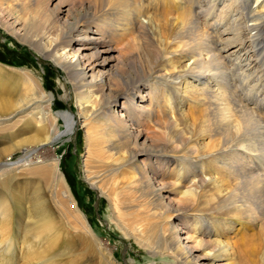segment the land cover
I'll use <instances>...</instances> for the list:
<instances>
[{
	"label": "bare ground",
	"instance_id": "obj_1",
	"mask_svg": "<svg viewBox=\"0 0 264 264\" xmlns=\"http://www.w3.org/2000/svg\"><path fill=\"white\" fill-rule=\"evenodd\" d=\"M163 3L0 0V27L64 70L63 98L77 107L55 110L42 78L0 61V138L15 137L0 150V174L16 169L0 177L1 244L13 257L0 264H62L68 254V264H123L72 196L61 160L32 162L76 126L84 178L151 264H264V0ZM7 190L23 237L11 232Z\"/></svg>",
	"mask_w": 264,
	"mask_h": 264
},
{
	"label": "rangeland",
	"instance_id": "obj_2",
	"mask_svg": "<svg viewBox=\"0 0 264 264\" xmlns=\"http://www.w3.org/2000/svg\"><path fill=\"white\" fill-rule=\"evenodd\" d=\"M160 1H162V3L167 2V0H153V6H161ZM200 6V3L199 5L196 4V8L194 7V11L196 9L199 10ZM4 31L5 30L0 27V60L13 66L15 65L18 67L30 68L40 78H42L41 80L42 82H44L46 89L49 92H54L56 95L53 101L55 110L64 111L70 110V108L73 107L75 111L77 108L75 97L72 96L69 100L63 98L65 94L64 84L66 83V74L64 70L50 59L39 56L36 51L22 44L20 41L15 40L6 31ZM260 46L262 47V50L264 48V44ZM235 59L236 57L234 59L233 57L231 58L232 61L234 60V65H232L234 68H237L241 71L242 69H247L245 67L246 64L243 65V63L245 62H243L239 58L236 59V61ZM258 61V63L263 64L264 66V57L258 58ZM260 77L262 78V82L264 83V75ZM262 89L264 91V86ZM249 104L251 106L254 105V107H259L257 105L258 100H254L253 97H250ZM262 112L264 114V110ZM4 137V139L0 138V150L5 146L10 145L11 141L15 139V137L12 136ZM16 138H18V136ZM85 152L86 138L84 127L82 126V128L80 129L78 128V126H76L71 136L63 137L62 139L57 140L54 144L39 150V154H35L33 156L32 162L34 161L36 163L34 166H40L42 165L41 162H39L40 159H44L46 161L57 159L61 160V167L67 174L68 182L72 191V196L78 200V205L81 206L83 210L88 214L90 222L93 225L96 233L101 237V240L104 242V244L108 245L110 249L117 255L120 262H123V264H126L128 262H130L131 264L153 263V256L150 254L149 250L145 249L144 251H141L137 242H135L133 238L124 235L119 227L115 224V222L110 219L108 215L110 210L109 201L105 196L99 195L96 190L91 188L87 180L84 178V170L82 166L84 162ZM20 155L21 154L19 152H16L13 159H18ZM6 170L7 172L0 174L1 178H3L7 173H11L12 171L14 172L16 169ZM33 178L38 181L40 180L37 176H33ZM1 181L0 184L2 183ZM6 194L10 198V202L13 205V211L11 214L12 217L10 222V229L12 228L11 232H14L15 235H18V237H23L25 233V231L23 230L25 229L23 225L26 222L24 220L21 221V225L19 227L20 232H17V219L19 216L17 212L18 210L15 208L16 203L8 190L6 191ZM29 202L30 201H28L27 204ZM52 204L53 203L51 202V205ZM57 209V207L54 208L56 221L61 225L60 230H65L64 234L71 233V235L73 236V228L70 222V220L72 219L67 218L60 210ZM66 229H68V231ZM3 230L4 228H2L0 224V256L3 257L5 261H8L9 259H11L12 255L7 251L6 245L1 244V238L3 237V235H5V231ZM20 250L21 247L18 244L16 246H13L12 254H14L16 261L19 259L21 260L22 258ZM70 257L73 258V254H68L61 257L60 259L62 261V264H68V260ZM36 261L37 260H35V262ZM16 264H18V262H16ZM159 264L163 263L159 262Z\"/></svg>",
	"mask_w": 264,
	"mask_h": 264
},
{
	"label": "trees",
	"instance_id": "obj_3",
	"mask_svg": "<svg viewBox=\"0 0 264 264\" xmlns=\"http://www.w3.org/2000/svg\"><path fill=\"white\" fill-rule=\"evenodd\" d=\"M1 61V60H0Z\"/></svg>",
	"mask_w": 264,
	"mask_h": 264
}]
</instances>
